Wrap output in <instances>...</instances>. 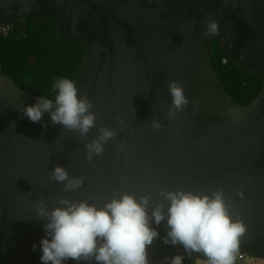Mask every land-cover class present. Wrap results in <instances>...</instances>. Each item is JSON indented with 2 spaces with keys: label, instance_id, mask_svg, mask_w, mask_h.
I'll return each mask as SVG.
<instances>
[{
  "label": "water",
  "instance_id": "obj_1",
  "mask_svg": "<svg viewBox=\"0 0 264 264\" xmlns=\"http://www.w3.org/2000/svg\"><path fill=\"white\" fill-rule=\"evenodd\" d=\"M20 18L53 20L64 38L83 45L77 95L95 121L83 136L54 123L50 111L31 121L24 109L41 96L0 67V264H41V202L49 211L63 199L102 207L130 194L149 198L151 218L157 204L167 211L161 190L221 192L231 219L246 228L235 255L264 259V0H0V25ZM216 43L261 81L249 104H233L221 84L210 58ZM173 81L188 99L180 109ZM102 128L115 135L89 158L86 145ZM57 166L82 178L81 186L65 190L67 181L53 177ZM151 226L159 236L147 246L149 264L176 255L209 262L203 252L165 243L166 219Z\"/></svg>",
  "mask_w": 264,
  "mask_h": 264
},
{
  "label": "clouds",
  "instance_id": "obj_2",
  "mask_svg": "<svg viewBox=\"0 0 264 264\" xmlns=\"http://www.w3.org/2000/svg\"><path fill=\"white\" fill-rule=\"evenodd\" d=\"M13 24V23H12ZM218 24L209 21L208 33L215 34ZM58 89L53 101L40 97L26 106L25 115L33 122L41 121L44 112H51L54 123H62L70 129H78L86 135L94 125L95 115L90 111L91 104L86 97L78 98L73 80L61 78L54 83ZM173 97V107L182 108L188 103L183 87L173 81L169 85ZM159 127V123H154ZM99 139L86 147L91 153L100 154L103 143L115 133L102 128ZM53 177L58 182L67 181L65 190H75L83 183L82 178L69 179L67 171L57 166ZM160 196L168 201L167 211L163 203L152 209L148 215L149 198L123 194L113 198L102 207L87 201H59V206L51 209L37 207L38 215L46 220L43 224L45 235L39 242L41 264H66L74 260L79 264L92 258L98 264H149L147 246L159 236L152 222L159 225L165 219L169 226L165 243L182 244L186 251L203 252L209 264H235L239 238L246 228L242 222L233 221L226 209L223 195H198L183 190H161ZM37 245H33V250ZM183 256L169 258V264H183Z\"/></svg>",
  "mask_w": 264,
  "mask_h": 264
},
{
  "label": "trees",
  "instance_id": "obj_3",
  "mask_svg": "<svg viewBox=\"0 0 264 264\" xmlns=\"http://www.w3.org/2000/svg\"><path fill=\"white\" fill-rule=\"evenodd\" d=\"M83 57V45L64 38L53 20L20 18L13 23L8 37H0L2 72L20 88L53 101L58 92L54 87L57 80L68 78L77 83L76 74ZM210 58L233 104L245 106L257 96L261 81L237 68L218 43ZM224 59L227 64H223Z\"/></svg>",
  "mask_w": 264,
  "mask_h": 264
},
{
  "label": "built area",
  "instance_id": "obj_4",
  "mask_svg": "<svg viewBox=\"0 0 264 264\" xmlns=\"http://www.w3.org/2000/svg\"><path fill=\"white\" fill-rule=\"evenodd\" d=\"M12 31H13V24L0 25V37H8ZM223 64H227L226 59L223 60ZM192 264H209V263L206 261L199 260L193 262ZM235 264H264V260L253 258L250 256H236Z\"/></svg>",
  "mask_w": 264,
  "mask_h": 264
},
{
  "label": "bare ground",
  "instance_id": "obj_5",
  "mask_svg": "<svg viewBox=\"0 0 264 264\" xmlns=\"http://www.w3.org/2000/svg\"><path fill=\"white\" fill-rule=\"evenodd\" d=\"M251 257V256H250ZM259 259V258H258ZM193 262L199 261V260H192ZM207 262V261H206ZM209 263V262H208Z\"/></svg>",
  "mask_w": 264,
  "mask_h": 264
}]
</instances>
